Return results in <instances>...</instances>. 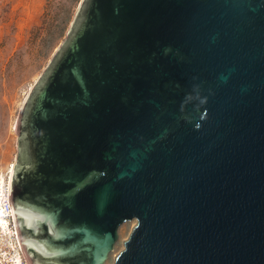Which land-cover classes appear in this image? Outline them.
Here are the masks:
<instances>
[{
    "label": "water",
    "instance_id": "95a60500",
    "mask_svg": "<svg viewBox=\"0 0 264 264\" xmlns=\"http://www.w3.org/2000/svg\"><path fill=\"white\" fill-rule=\"evenodd\" d=\"M15 129L31 264H264V0H83Z\"/></svg>",
    "mask_w": 264,
    "mask_h": 264
},
{
    "label": "rangeland",
    "instance_id": "374dc122",
    "mask_svg": "<svg viewBox=\"0 0 264 264\" xmlns=\"http://www.w3.org/2000/svg\"><path fill=\"white\" fill-rule=\"evenodd\" d=\"M82 2L0 0V186L4 191L9 187L10 165L16 163L15 127L25 99L66 39ZM136 223L134 218L121 224L115 249L104 264L115 263ZM6 242L0 240L4 260L0 264H16L15 252ZM23 264H29L24 253Z\"/></svg>",
    "mask_w": 264,
    "mask_h": 264
},
{
    "label": "bare ground",
    "instance_id": "6f19581e",
    "mask_svg": "<svg viewBox=\"0 0 264 264\" xmlns=\"http://www.w3.org/2000/svg\"><path fill=\"white\" fill-rule=\"evenodd\" d=\"M14 162L10 165V172L14 166ZM7 188V187H6ZM4 189V188H3ZM2 189V186H0V240L4 241L6 240V246L11 247V249L14 250L15 254L13 255L14 262L16 264H22L23 263V252L19 243L18 234L16 231V226L14 222L13 217V210L10 205L6 206V201L9 200V187L6 191ZM4 249V248H3ZM6 254V252L4 253ZM3 254L0 253V263H3ZM29 264H31L29 262Z\"/></svg>",
    "mask_w": 264,
    "mask_h": 264
},
{
    "label": "built area",
    "instance_id": "2783aa9c",
    "mask_svg": "<svg viewBox=\"0 0 264 264\" xmlns=\"http://www.w3.org/2000/svg\"><path fill=\"white\" fill-rule=\"evenodd\" d=\"M10 205V201L9 200H7L6 201V206L8 207ZM23 264V263H22Z\"/></svg>",
    "mask_w": 264,
    "mask_h": 264
}]
</instances>
